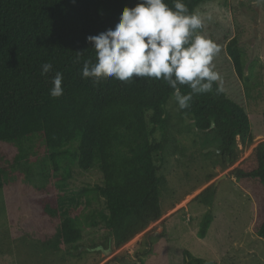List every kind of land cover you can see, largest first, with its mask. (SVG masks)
<instances>
[{
    "label": "trees",
    "instance_id": "trees-1",
    "mask_svg": "<svg viewBox=\"0 0 264 264\" xmlns=\"http://www.w3.org/2000/svg\"><path fill=\"white\" fill-rule=\"evenodd\" d=\"M211 0H184L189 11ZM139 0H0V145L38 140L48 151L56 192L49 189L35 204L41 215L56 224L45 247L52 252L74 249L83 237L79 209L88 195L101 198L104 212L90 214V226L102 223L115 248H120L157 222L166 180L159 175L164 161L167 131L165 107L174 99L163 80L149 78L121 82L114 78L93 84L82 78L84 61L95 62V50L86 40L114 28L124 7ZM171 6L172 0H165ZM200 30L199 32H201ZM78 51H84L77 62ZM237 77L244 75V52L237 40L226 46ZM53 70L41 75V65ZM63 74V95L50 96L52 78ZM220 89L217 91V89ZM187 85L181 92L187 93ZM180 116L191 120L198 132L211 131L219 142L223 161L236 160L235 139L250 141L244 109L213 83L211 92L196 94ZM264 126V113L262 114ZM73 145V147H69ZM66 153L80 170L97 169L102 184L66 196V175H58ZM215 152V154H217ZM5 169L0 156V189ZM232 177L259 198L256 237L264 240V142L231 171ZM214 189L198 196L209 210L202 217L197 237L204 239L212 222ZM86 218V220H87ZM98 218V222H96ZM182 264H216L183 252Z\"/></svg>",
    "mask_w": 264,
    "mask_h": 264
},
{
    "label": "rangeland",
    "instance_id": "rangeland-1",
    "mask_svg": "<svg viewBox=\"0 0 264 264\" xmlns=\"http://www.w3.org/2000/svg\"><path fill=\"white\" fill-rule=\"evenodd\" d=\"M195 11L211 17L198 34L220 48L214 60L222 78L219 86L249 120L250 141L236 137V160L223 161L219 152L215 154L220 144L213 133L196 131L171 99L165 107L164 161L157 163L158 174L166 180L162 217L115 248L98 218L95 227L89 225L90 214L105 211L103 200L89 194V204L83 203L78 211L81 241L74 249L52 252L45 244L52 241L57 225L41 215L35 204L49 189L56 192L48 151L38 140L0 145L6 173L0 189V264H182L184 251L216 264H264V240L254 233L259 220L257 192L231 175L264 142V0H211ZM232 40L244 52L247 83L237 77L227 55L226 46ZM62 152L66 155L58 175L65 176L68 170L64 195L102 184L97 169L82 171L70 161L72 152ZM212 187V222L205 238L199 239V224L209 209L198 196Z\"/></svg>",
    "mask_w": 264,
    "mask_h": 264
},
{
    "label": "clouds",
    "instance_id": "clouds-1",
    "mask_svg": "<svg viewBox=\"0 0 264 264\" xmlns=\"http://www.w3.org/2000/svg\"><path fill=\"white\" fill-rule=\"evenodd\" d=\"M210 19L189 11L184 0H172L171 6L165 0H139L122 9L114 28L86 37L95 50V62L84 61L81 76L93 84L108 78L163 80L174 90L178 108L186 109L194 95L211 92L213 83L222 79L214 63L219 46L198 34ZM76 53L78 62L84 51ZM52 70L51 63L41 65V75ZM62 81L63 74L56 72L51 97L63 95ZM185 85L190 91L182 93Z\"/></svg>",
    "mask_w": 264,
    "mask_h": 264
},
{
    "label": "bare ground",
    "instance_id": "bare-ground-1",
    "mask_svg": "<svg viewBox=\"0 0 264 264\" xmlns=\"http://www.w3.org/2000/svg\"><path fill=\"white\" fill-rule=\"evenodd\" d=\"M183 202V201H182Z\"/></svg>",
    "mask_w": 264,
    "mask_h": 264
},
{
    "label": "water",
    "instance_id": "water-1",
    "mask_svg": "<svg viewBox=\"0 0 264 264\" xmlns=\"http://www.w3.org/2000/svg\"><path fill=\"white\" fill-rule=\"evenodd\" d=\"M217 152V151H216Z\"/></svg>",
    "mask_w": 264,
    "mask_h": 264
}]
</instances>
